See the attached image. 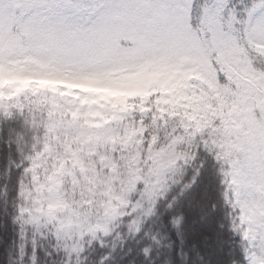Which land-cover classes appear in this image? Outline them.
I'll use <instances>...</instances> for the list:
<instances>
[{
  "label": "snow or ice",
  "instance_id": "1",
  "mask_svg": "<svg viewBox=\"0 0 264 264\" xmlns=\"http://www.w3.org/2000/svg\"><path fill=\"white\" fill-rule=\"evenodd\" d=\"M0 143L20 264L151 260L216 181L215 264H264V0H0Z\"/></svg>",
  "mask_w": 264,
  "mask_h": 264
},
{
  "label": "trees",
  "instance_id": "2",
  "mask_svg": "<svg viewBox=\"0 0 264 264\" xmlns=\"http://www.w3.org/2000/svg\"><path fill=\"white\" fill-rule=\"evenodd\" d=\"M9 158L19 162L20 156L14 150L0 143V183H3V173L9 162ZM17 170L14 168L12 172L13 178ZM219 182L216 181V187L209 186L205 188L201 185L195 188L197 193L195 199L184 201L185 220L182 224L181 235H177V230L165 222V226L161 227L160 223L152 226V231L159 230L165 234L159 246L153 244L152 259H146L142 253V248L146 244L151 243L148 237L140 239L139 235L131 237L125 235L123 241L116 243V248L112 252V256L106 264H215L216 245L215 238L211 231H207L208 222L198 219L201 208L206 204L204 193L208 196L215 197L218 195ZM11 193L8 197L11 200ZM3 198L0 197V264H20L18 259L17 245L19 243L17 233L11 223L9 215L2 211ZM8 212H11V206H8ZM207 237V238H205ZM43 248L37 249L39 257L38 264H51V258L45 256L44 249L48 248L46 241L41 242ZM111 248V240L108 246L102 250L91 251L89 261L86 264H93L98 259L100 252L108 251ZM28 252L31 253V244L28 245ZM183 251L186 257H182L178 253ZM29 257H24V264H28ZM57 264H60L57 258Z\"/></svg>",
  "mask_w": 264,
  "mask_h": 264
}]
</instances>
